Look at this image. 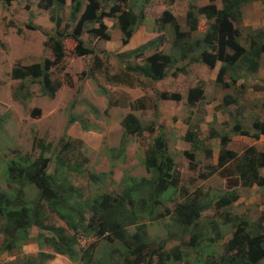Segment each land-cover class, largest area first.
Listing matches in <instances>:
<instances>
[{
  "label": "rangeland",
  "instance_id": "obj_1",
  "mask_svg": "<svg viewBox=\"0 0 264 264\" xmlns=\"http://www.w3.org/2000/svg\"><path fill=\"white\" fill-rule=\"evenodd\" d=\"M208 1L214 4L216 0H149L148 4H145L146 0H127L123 4L124 9L135 5L137 14L142 5L145 6L144 20L130 42L124 44V34L117 18L105 17L103 30L106 35L89 33L92 28L100 29V24L90 23L83 27L80 39L91 53L79 57L74 54L77 43L70 35L79 25L81 15L75 22L71 19L72 0H64L62 8L54 5L49 9L43 7L40 0H20L11 4L0 0V194L8 193L13 197L20 192L22 202L30 206L40 201L35 185L21 186L10 180L8 165L13 160L28 159L35 163L49 159L48 173L55 174L61 185L67 181L77 188L75 198H78L76 202L84 205L83 227H86L94 220L96 214L92 207L98 206L100 197L107 194L124 197L133 179L151 177L144 159L154 139L162 134L166 136L169 152L182 173L178 188L172 191L173 200L163 199L171 212L178 202L199 199V203L205 206L225 195L228 185L240 175L233 171L235 163L229 166V170L217 167L222 138L226 136L227 148L243 159L249 147L264 151V134L258 135L254 128L257 122L264 123V54L255 59L260 64L257 73L243 70L236 81L229 74L225 84L217 82L222 62L209 68L204 63L190 64L180 60L175 67L171 66L170 75L162 81L147 79L127 69L144 65L146 59L155 53H174L178 40L175 23L162 21L167 11L175 18L179 31L185 33L186 36L179 40L188 44V50L200 41L201 47L213 52L205 38L214 20L197 13ZM87 4V0L82 2L83 12ZM191 10L196 14L194 18L198 19L195 32H191L192 21L187 19ZM56 19H60V27ZM234 27L239 31L240 44L249 50L251 40L255 41L253 38L264 32V3L251 0L245 4ZM59 32L66 37L62 61H57L52 49L46 47L50 36ZM145 45L150 46L141 54L142 57L133 52ZM96 58L102 63L100 69ZM46 60L56 62L51 77L62 85L53 98L43 95L39 81L23 82L12 77L17 66L43 64ZM113 77L119 80H111ZM194 89L203 90L205 98L189 104V95ZM27 91L31 94L28 97L25 96ZM163 93H168L170 98H162ZM174 94L180 95L181 100H171ZM229 96L237 99L236 104L226 103ZM130 115L138 121L143 133L131 136L130 143L122 152L123 123ZM237 124L248 135H237ZM148 128L155 132L151 134ZM189 131L196 135L199 150L193 151L191 144L185 141ZM67 141L76 145V150L69 156L60 154L63 143ZM187 151L193 153L192 160L185 155ZM60 161L67 165L78 164L81 170L61 166ZM205 175H209L208 178ZM261 175L264 176V169ZM237 191L238 199L229 207L217 208L218 201L205 206V209L202 206L200 223L203 225H199L196 232L193 227L188 232L179 225L174 213L158 221H150L145 214L138 213L137 217L142 218L140 223L129 227L128 232L134 235L141 230L150 240L167 239L166 250L172 257L163 263L223 264L227 243L238 222H244L248 227L260 226L256 229L264 232V187L240 184ZM146 194L143 189L139 199L147 197ZM70 202L73 204V199ZM136 204L141 212V204ZM42 205L39 216L45 228L64 229L66 237L76 240L78 252L91 251L93 255L87 254V260L94 258L92 264H117L120 257V263L123 261L128 247L120 241L110 242L101 236L103 231L98 225L101 222L98 217L96 220L99 222L85 232L81 228H71V224L61 219L45 202ZM159 211L164 212V207ZM212 221L218 222L216 231L211 227ZM73 222L77 223L78 219ZM3 223L1 221V225ZM46 229L41 231L38 227H29L13 251L2 250L5 236L0 232V264L25 261L26 257H36L39 253L53 256L47 264H88L85 260L73 262L67 256L55 253L45 243L41 244V234L54 236ZM200 230L205 234L201 237L202 243L193 241L194 232L200 234ZM194 245L200 247L195 248ZM204 247L207 250H203ZM175 252L182 253L181 260L174 258ZM81 257L82 253L79 254ZM162 258L168 259L165 255ZM153 260L158 264L160 256Z\"/></svg>",
  "mask_w": 264,
  "mask_h": 264
},
{
  "label": "trees",
  "instance_id": "obj_2",
  "mask_svg": "<svg viewBox=\"0 0 264 264\" xmlns=\"http://www.w3.org/2000/svg\"><path fill=\"white\" fill-rule=\"evenodd\" d=\"M3 1L11 4L14 1L20 0ZM40 1L41 5L43 7L45 6L46 9L54 5L62 8L64 3V0ZM83 1L72 0L71 19L75 22L78 16L81 15L79 25L76 27L75 32L70 35L77 43L74 54L79 57L91 53V49L85 47L84 42L80 39L85 25L90 23L100 24V29L92 28L89 30V33L94 36H103L105 34L103 30L105 28L103 19L105 17L117 18L121 31L124 34V44L127 45L136 33V29L144 20V5H142L140 13L137 14L134 10L135 5H132L129 9H124L123 4L125 5L127 0H87L88 4L83 12ZM221 1L223 3L222 9H219L215 3H211L202 6L197 12L205 16L206 19L214 20L211 31L207 33L205 41L208 47L215 53L210 52L208 48L201 47L200 41H196L188 50V44L183 43L182 39L181 41L179 40V38L186 36L185 33L179 31V26L175 18L167 11L164 13L162 21L167 24L175 23L178 40L174 45V53H155L146 59L144 65L129 66L127 69L147 79L162 81L170 75L171 66L175 67L180 60L188 61L190 64L204 63L209 68H214L217 62H222L223 65L217 75V82L219 84H225V78L229 74L236 81L241 76L240 73L243 70L252 74L257 73L260 69V64L255 62V59L264 54V32H261L256 39L252 37L255 41L251 40V47L247 50L240 44L239 31L234 27L242 15V8L251 0ZM261 1L264 3V0ZM148 2L149 0H146L145 4H148ZM195 15L192 10L187 15V19L192 21L190 24L191 32L197 31L198 28V19L197 17L194 18ZM56 23L60 27V19H56ZM65 38L59 32L55 36H50L49 42L46 43V47L52 49L57 61H62L65 58L63 43ZM149 46H142L133 52L142 57L143 55L141 54L146 52ZM96 60L97 68L100 69L102 63L98 58ZM54 65H56V62L49 60H46L43 64H35L32 66L23 67L19 65L13 70L12 77L15 80H21L23 82L28 80L39 81L43 95L53 98L62 86L59 82L55 83L51 77V70ZM111 80L119 79L118 77H113ZM30 95L29 91L25 94L26 97ZM161 97L164 99L170 98L168 93H163ZM204 98L203 90L194 89L190 92L189 104H194L199 100H204ZM171 100L179 101L181 100V96L174 94ZM236 102L237 99L233 96H229L226 101L229 105L236 104ZM137 124L138 121L135 120L133 115H130L124 120L123 127L125 129V135L123 136L120 147L122 152L125 151V148L130 143L131 136H138L143 133V130ZM254 128L259 132L258 135L264 134V123L257 122ZM147 131L151 134L155 132L153 128H148ZM235 133L237 135H248L247 131L241 130L239 124L235 127ZM185 141L191 144L193 151L199 150V141L196 140V135L191 133V131L185 135ZM228 143L226 136L222 138V148L219 153L217 167L218 169L229 170V166L235 163L233 171L239 172L240 176L228 185V191L225 195L211 200L205 206H210V204L217 201V208L231 206L238 199L237 189L240 184L244 187H252L254 185L264 187V176L261 175V170L264 169V151H258L254 146L249 147L245 150V159H243L238 153L227 148ZM75 150V143L67 141L63 143L60 154L69 156ZM185 155L192 160L193 153L187 151ZM209 155H211V152H209ZM58 159L63 158L59 157ZM49 163V159L43 162L38 160L35 163L30 162L28 159L13 160L9 163L8 174L10 180L15 184H21V186L27 184L35 185L39 190L41 202L37 201L30 206L22 202L20 192H17V195L13 197L8 193L0 194V232H3L5 236L3 251L17 249V244L21 239H24V232L29 227L35 226L41 229V231L46 229L39 216L41 207L43 206L42 202H45L56 211L61 219L71 224V228H81L85 232L99 222L96 220L98 217L101 220L98 225L103 231L101 236L110 242L120 241L128 247V251L124 253L123 261L120 263V257L117 264H154L153 258L157 255L160 256L158 264H166L163 262L169 261V258L172 257L166 250L167 239H162L161 241L150 240L147 234L141 230L137 231L134 235L129 234L128 228L139 224L142 219L137 217L139 215L138 213L145 214L146 218L150 221H158L174 213L176 222L185 227L188 232H191V227L196 232L198 226L203 225L200 223L203 218V205L199 203V199L193 200V202L176 203L174 212H171L165 205L164 200H173V192L176 191L175 189L180 184L182 173L169 152L166 136L162 134H159L154 139L153 146L148 149L144 159V165L151 174V177L141 178L140 180L133 179V183L127 188V192L125 191L124 193L126 200H124L123 195L121 197H113L107 194L100 197V200H97L98 206L92 207V211L96 214L94 220L92 218V223L90 222L86 227H83V222L85 221L84 205L80 201L76 202L78 198H75L77 188L70 186L67 181L61 185L55 174L48 173ZM61 166H68V168L76 171L81 170L78 164L71 165L68 163L67 165L62 162ZM230 173L228 175L229 177L232 176ZM208 176L205 175L204 177L208 178ZM93 178L97 179L95 176ZM143 189L147 191V197H143L140 200L141 195L139 194ZM72 199L74 201L73 204L70 202ZM136 203L141 204V212ZM127 206L130 207V210ZM205 206H203V209L206 208ZM160 207H164L165 211L160 212ZM74 219H78V222L74 223ZM1 221H4L2 225ZM211 227L215 231L219 229L218 222L212 221ZM259 227L257 226L256 228ZM51 228L53 229L47 228L46 230L54 233V236L46 237L41 234L39 237L43 240L41 244L45 243L55 253L65 255L73 262L80 260H85L88 264H92V261L95 262L92 257L87 260V254L93 255L90 250L85 253L77 251L76 240L74 237H66L64 235V229ZM256 228L248 227L244 222H238L235 225L233 236L227 243V252L222 259L223 264H261L264 261V232H259ZM195 232L193 234V241L198 240L202 243L201 237L205 234L201 230L200 234ZM194 246L195 248L200 247L199 245ZM205 249L207 250V247H204L203 250ZM80 253H82L81 258H79ZM181 254L180 252H175L174 258L181 260ZM164 255L168 259L164 260L162 258ZM52 258V255L39 253L36 257H26V260L24 259L25 261L9 264H47Z\"/></svg>",
  "mask_w": 264,
  "mask_h": 264
},
{
  "label": "crops",
  "instance_id": "obj_3",
  "mask_svg": "<svg viewBox=\"0 0 264 264\" xmlns=\"http://www.w3.org/2000/svg\"><path fill=\"white\" fill-rule=\"evenodd\" d=\"M216 1H217V0H216ZM216 1H215L216 6H217L219 9H222V8H223V3H222V1H221V0H218L219 3H218V2L216 3ZM211 3H212V2H209V1H208L207 5H208V4H211ZM203 6H205V5H203Z\"/></svg>",
  "mask_w": 264,
  "mask_h": 264
}]
</instances>
